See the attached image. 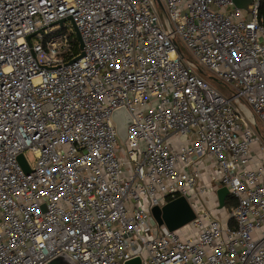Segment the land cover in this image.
Returning a JSON list of instances; mask_svg holds the SVG:
<instances>
[{"label":"built area","instance_id":"obj_1","mask_svg":"<svg viewBox=\"0 0 264 264\" xmlns=\"http://www.w3.org/2000/svg\"><path fill=\"white\" fill-rule=\"evenodd\" d=\"M247 1L0 0V264H264V13ZM220 188L224 220L192 201ZM181 197L195 220L159 226Z\"/></svg>","mask_w":264,"mask_h":264},{"label":"water","instance_id":"obj_2","mask_svg":"<svg viewBox=\"0 0 264 264\" xmlns=\"http://www.w3.org/2000/svg\"><path fill=\"white\" fill-rule=\"evenodd\" d=\"M247 0H234V4L238 8L247 10L248 6ZM71 20V18H69ZM60 25L63 24L59 22ZM74 28V33L80 43V50H83V43L79 31L77 30L75 24H72ZM84 55L81 54L73 62H77ZM72 62V63H73ZM216 81V80H215ZM114 122L116 123L117 132L119 138L123 143L127 140L128 127L133 123L131 115L127 112L125 108L115 111L113 115ZM19 162L26 173H29V167L23 156L19 158ZM217 198L219 203V209H223L226 206V200L229 198V191L227 188H220L217 191ZM152 214L159 226H165L169 231H176L189 223H191L196 218V212L190 206V203L186 198H178L174 201L169 202L162 208L155 207L152 209ZM48 264H75L68 256L62 255ZM126 264H142L140 258H135L128 261Z\"/></svg>","mask_w":264,"mask_h":264},{"label":"crops","instance_id":"obj_3","mask_svg":"<svg viewBox=\"0 0 264 264\" xmlns=\"http://www.w3.org/2000/svg\"><path fill=\"white\" fill-rule=\"evenodd\" d=\"M208 175H209V172L204 173L203 178L198 188L202 187L203 185H209ZM217 190L218 189H214L210 193L206 194L205 196H198V189H196L192 193V196H193L192 201H194L196 205L198 204V206H207L213 212V215L218 216L219 215L218 213L222 211H220L219 209L217 210L215 209L216 206L219 205L218 198H217ZM201 202H205V204H202ZM212 206H214L215 208H213ZM220 218H221V214H220Z\"/></svg>","mask_w":264,"mask_h":264},{"label":"rangeland","instance_id":"obj_4","mask_svg":"<svg viewBox=\"0 0 264 264\" xmlns=\"http://www.w3.org/2000/svg\"><path fill=\"white\" fill-rule=\"evenodd\" d=\"M160 14H161V10H160ZM71 25V24H70ZM72 28V26H71ZM177 43L179 45V47L181 48V51L185 54H187V49L184 45V43L181 41L180 38H177ZM208 82L210 83V85L220 91L226 92L224 89V86L219 82V81H215L213 79H208ZM260 131L262 132V134L264 135V130L263 128L260 127ZM256 152H258L257 148L255 149ZM28 158L31 159V155L27 154ZM202 204H205V202H201ZM202 207H207V206H202ZM213 208H215L214 206H212ZM216 210L219 209V205L216 206L215 208ZM230 210L226 209L224 210V212H220L218 213L219 215L217 216L218 218H220V214H221V219H226L227 215L229 214ZM216 216V215H215Z\"/></svg>","mask_w":264,"mask_h":264},{"label":"trees","instance_id":"obj_5","mask_svg":"<svg viewBox=\"0 0 264 264\" xmlns=\"http://www.w3.org/2000/svg\"><path fill=\"white\" fill-rule=\"evenodd\" d=\"M262 12L264 13V0H263V10ZM72 45H73V51H74V55L77 56L80 52V48H79V41L77 39V37L75 35H72ZM236 203L231 200L230 198H228L226 200V208L228 210L232 209L233 207H235Z\"/></svg>","mask_w":264,"mask_h":264}]
</instances>
